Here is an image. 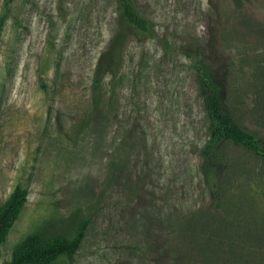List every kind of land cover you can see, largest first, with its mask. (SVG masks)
Masks as SVG:
<instances>
[{
    "label": "rangeland",
    "instance_id": "1",
    "mask_svg": "<svg viewBox=\"0 0 264 264\" xmlns=\"http://www.w3.org/2000/svg\"><path fill=\"white\" fill-rule=\"evenodd\" d=\"M240 1L133 0L147 37L121 25L115 0H0V204L28 190L0 264L27 236H71L86 219L73 259L53 264H177L211 236L213 251H231L224 221L241 229L235 251H264V159L217 150L230 163L226 209L239 214L210 205L200 170L195 57L264 138V0Z\"/></svg>",
    "mask_w": 264,
    "mask_h": 264
},
{
    "label": "trees",
    "instance_id": "2",
    "mask_svg": "<svg viewBox=\"0 0 264 264\" xmlns=\"http://www.w3.org/2000/svg\"><path fill=\"white\" fill-rule=\"evenodd\" d=\"M115 2L121 25L147 37L155 35L152 22L138 13L133 0H115ZM235 2L237 5L241 4L240 0H235ZM6 18V15L0 17V38ZM192 67L207 123V140L200 150V170L211 197L210 205L217 211L225 212L228 209H226L224 200L227 186V175L224 172L229 170L230 163L217 156L219 146L224 143H232L264 159V138L244 129L236 121L232 111L223 102L221 88L205 63L195 57ZM101 79L102 76L96 77L94 81V86L98 90L101 88ZM27 198L28 190L16 186L0 204V258L1 247L18 220ZM233 207V212L230 209L228 211L239 214L240 206L234 204ZM227 215L231 216L228 213ZM88 223L87 219L82 220L71 236L52 235L45 237L40 234L27 236L14 249L7 264H53L62 257L71 261L81 246ZM188 226L193 230L191 222ZM188 226L186 227L187 231L189 230ZM221 226L220 229L225 230L226 239L231 243V251H213L215 249L211 245L215 243L214 245L217 246L221 241H217V238L211 236L209 241L212 243L207 242L210 250L207 251L204 248L205 251H180V257L176 254L179 258L177 264H264V251H235L240 240L242 239L241 242H244L243 235L239 232L241 229L235 222L224 221ZM212 230L214 231L213 228ZM250 231L251 229L246 233ZM191 237L194 241L195 238H198L194 235V230ZM184 239L187 238L184 237ZM247 240L249 241V239ZM187 244L189 242L183 245Z\"/></svg>",
    "mask_w": 264,
    "mask_h": 264
}]
</instances>
